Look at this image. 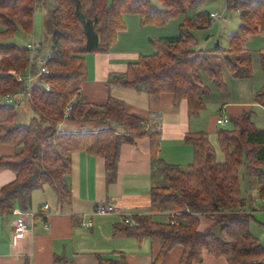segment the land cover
<instances>
[{
    "label": "trees",
    "instance_id": "trees-1",
    "mask_svg": "<svg viewBox=\"0 0 264 264\" xmlns=\"http://www.w3.org/2000/svg\"><path fill=\"white\" fill-rule=\"evenodd\" d=\"M199 1L54 0L47 19L49 52L37 66L36 52L34 58L29 46L6 40L19 30L32 34L35 12L46 0H0V98L23 91L36 112L28 121L18 122V103L0 102V145L14 148L10 154H0V168L15 173L14 179L0 188V214L12 213L19 201L27 207L31 192L45 183L54 186L59 202H69L71 190L64 177L71 172L75 152L102 157L111 177L121 144L146 135L152 171L166 183L150 187V213L123 218L112 226V236H130L138 242L144 237L159 240L151 264H161L176 246L181 249L178 264L199 263L204 252L223 256L228 264H264V247L249 229L255 209L249 205L251 197L244 196L240 188L242 168L253 176L264 199V128L254 124L249 108L229 116L230 127L216 129L222 161L216 160L205 132L186 133L184 142L191 147L192 159L183 169L160 157V131L145 129L144 118L128 112L122 99L108 94L103 103L96 104L73 86L86 75L85 54L105 53L113 46L117 33L125 28L123 14H136L141 25L157 26L183 14L177 35L151 38L154 51L127 62L123 72L109 75L107 84L142 91L153 100L168 95L175 105L185 103L189 117L199 115L205 107L202 94L206 91L201 71L220 87L224 85L223 66L236 78L251 76L245 42L250 34L264 37V0H225L228 9L238 12L240 22L227 34V47L216 44L210 49L200 48L191 32L211 24L207 11H199L196 17L187 14ZM259 57L264 71V45ZM10 71L34 79L28 87ZM255 100L264 106V85ZM68 105L71 109L65 118ZM60 121L70 127L58 128ZM163 212L168 213L167 220L152 216ZM201 216L213 220L202 231L198 229ZM131 217L136 225L130 223ZM97 258L98 264H126L122 253L99 254ZM55 260L75 264L63 255Z\"/></svg>",
    "mask_w": 264,
    "mask_h": 264
},
{
    "label": "crops",
    "instance_id": "crops-1",
    "mask_svg": "<svg viewBox=\"0 0 264 264\" xmlns=\"http://www.w3.org/2000/svg\"><path fill=\"white\" fill-rule=\"evenodd\" d=\"M122 17L125 28L117 33L113 46L108 52L88 53L85 56L86 75L78 79L74 86L88 101L96 104L103 103L108 94L122 99L128 112L144 118L148 128L160 131V157L179 165L178 162L183 161V157L185 160L186 156L185 148L180 146L186 144V133L203 132L192 117L187 115L185 103L182 101L175 105L168 95L153 100L142 91L117 85L110 87L107 80L112 73L123 72L128 60L136 59L142 53H152L154 49L149 41L151 38L177 35L182 16L177 22L162 26L141 25L136 14H123ZM191 32L197 38L196 29ZM36 54L42 55L40 48ZM89 59H92L91 69L87 66ZM35 63L39 64L37 61ZM17 94L14 95L16 100L21 99ZM245 107L243 102L223 104L222 108L220 106L229 116L238 115ZM61 127L70 126L63 122ZM164 146L167 148L164 149ZM13 151L14 148L9 145H0V154ZM14 177L15 173L11 169L0 168V188ZM159 177L150 165L146 135L136 138L133 143L121 144L116 172L111 177L105 171L102 157L85 151L75 152L72 155L71 172L64 177L71 190L69 202H59L54 186L44 188L43 185L39 191H32L26 202L27 207L20 205L18 199L12 213L0 214V264H61L55 257L62 255L71 258L75 264H98L99 254L112 253H122L126 264H151L160 247L159 240L144 237L138 242L130 236L114 237L112 226L128 215L150 213L149 190L155 182H162ZM258 197L256 191L254 199L257 201ZM260 199L263 200L262 197ZM45 203L49 205L48 211L42 210ZM97 204L112 205L114 209L100 214L95 211ZM22 213L28 214V217L32 215V226L22 236H15L14 219ZM162 215L168 218L167 212L152 213L153 217ZM199 220L198 229L201 231L213 223L212 219L202 216ZM45 222L47 227L44 226ZM180 253V247L176 246L161 264H178ZM195 264L228 262L223 256L215 257L204 252L202 261Z\"/></svg>",
    "mask_w": 264,
    "mask_h": 264
},
{
    "label": "rangeland",
    "instance_id": "rangeland-1",
    "mask_svg": "<svg viewBox=\"0 0 264 264\" xmlns=\"http://www.w3.org/2000/svg\"><path fill=\"white\" fill-rule=\"evenodd\" d=\"M154 2L159 4V0H153ZM54 7V0H46V5L35 12L34 16V28L32 34H27L21 30H19L12 38L6 40V42H10L17 45H29L34 43L33 40L39 41L38 48H40L42 55L36 54L38 58L36 63L37 66L42 65L49 52V33H48V24L47 19L49 17L50 10ZM199 11H207L208 13H218L220 14V18H212L211 24L209 27L204 29H196V36L199 42L200 48L210 49L214 45L218 44L221 47H227L228 39L227 34L230 31H233L237 28L240 18L239 14L235 10L228 9L225 5V0H200L198 4L187 10L188 15H193L196 17V14ZM183 14L178 15L173 19H170L167 24H172V22H177L178 18ZM170 26V25H169ZM3 26L0 23V29ZM264 45V37L260 33L250 34L247 36L245 47L247 52L250 54V63H251V76L247 79H240L234 77L229 70L223 66L221 68V76L224 85L222 87L215 84L213 80H211L208 75L201 71V78L206 85V91L202 94V99L205 102L204 109L199 113V115L192 117L191 119L195 122L196 125H199L203 132H205L208 137L210 144L214 148L215 158L218 161H222L224 158V154L221 151L216 136V129L219 127H230L232 123L229 121V113L225 111V109H221L223 104L233 103V102H243L251 110V120L258 128H264V106L260 103H257L255 100V94L257 91L264 85V71L261 67L260 57H259V49ZM37 48V49H38ZM88 54H85L87 56ZM34 56V55H33ZM34 56V58L36 57ZM91 58V57H90ZM137 59V58H136ZM132 58L129 61L136 60ZM92 59H89V63L87 66L91 69ZM42 69V68H41ZM42 71V70H41ZM44 72H47L45 68ZM75 83V82H74ZM73 83V86H74ZM23 84V83H21ZM144 93V92H143ZM145 94V93H144ZM143 94V95H144ZM17 96H20L21 99H15V103L17 104L16 116L18 122H26L28 119L33 116L36 112L32 109L29 104L28 97L23 91H20ZM0 102H8L7 99L0 98ZM222 104V105H221ZM221 106V108H220ZM246 107L244 109H247ZM243 109V110H244ZM227 118L228 122L221 124L215 121L216 117ZM146 126L147 122H144ZM117 130V128H116ZM120 130V128H118ZM150 131H154L151 127L148 128ZM183 142V141H182ZM182 148H185V160L178 162L180 163V167L185 169L187 164L192 159V150L191 147L187 144H181ZM180 146H178L179 149ZM167 146H164L166 149ZM178 149V153L180 150ZM165 155V152L163 151ZM159 178H161L162 182H155L156 184H164L166 183L165 179L159 174ZM253 176L251 174H246L244 170L240 169V188L242 194L246 196L248 199L251 197L249 205L253 207L254 210V219L249 224V229L252 233H254L258 238L261 245L264 247V237L262 236V231L264 230V199L261 200L259 197L254 199L256 196L257 186L251 179ZM51 184L45 183L44 188H49ZM39 188L33 191L37 192ZM32 193V192H31ZM258 193V191H257ZM259 195V193H258ZM21 197H19V200ZM261 203H260V202ZM131 215L126 216L125 218H129ZM155 220H167L165 216L162 215L160 217L154 216Z\"/></svg>",
    "mask_w": 264,
    "mask_h": 264
},
{
    "label": "built area",
    "instance_id": "built-area-1",
    "mask_svg": "<svg viewBox=\"0 0 264 264\" xmlns=\"http://www.w3.org/2000/svg\"><path fill=\"white\" fill-rule=\"evenodd\" d=\"M210 16L212 18H214V19L221 17L220 14H218V13H211ZM37 45H38V43H36V42L28 45L30 50H31V52H32V55L35 54V52H36V50L38 48ZM44 70H45V68H42L43 72H44ZM10 73L13 74V76L15 77V79L18 82L23 83L24 85H26L28 87L30 86V84H31V82L33 80L31 75H23L21 73H17V72H14V71H10ZM13 96L14 95L6 96L5 99H7L8 102L13 103V102H15V99H14ZM70 109H71V107L69 105L66 106V108L64 110L65 118H67L69 116ZM227 122H228L227 118H220V117L217 118V123L218 124L219 123L224 124V123H227ZM62 123H63V121L58 122V128H61ZM146 127L148 128V126H146ZM48 209H49V205L47 203L42 205V210L43 211H48ZM113 209H114V207L112 205L104 206L102 204H97L95 211L97 213H100V214H105L107 212L113 211ZM31 219H32V215H30L28 217V214H24V213L19 214V215H17L15 217V219H14V234H15V236H22L24 233L28 232L31 229V226H32L31 225ZM44 219H46V218H44ZM129 221H130V223L132 225H136L137 224L135 219H133L132 217L130 218ZM47 225H48L47 222H45L44 226L47 227ZM263 235H264V233H263Z\"/></svg>",
    "mask_w": 264,
    "mask_h": 264
},
{
    "label": "bare ground",
    "instance_id": "bare-ground-1",
    "mask_svg": "<svg viewBox=\"0 0 264 264\" xmlns=\"http://www.w3.org/2000/svg\"><path fill=\"white\" fill-rule=\"evenodd\" d=\"M263 233H264V231L262 232V236L264 237Z\"/></svg>",
    "mask_w": 264,
    "mask_h": 264
}]
</instances>
